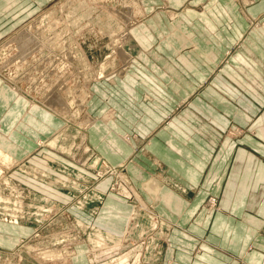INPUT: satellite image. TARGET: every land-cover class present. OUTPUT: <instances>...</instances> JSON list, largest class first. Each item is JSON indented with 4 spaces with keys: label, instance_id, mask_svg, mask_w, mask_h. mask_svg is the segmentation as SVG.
Returning a JSON list of instances; mask_svg holds the SVG:
<instances>
[{
    "label": "rangeland",
    "instance_id": "374dc122",
    "mask_svg": "<svg viewBox=\"0 0 264 264\" xmlns=\"http://www.w3.org/2000/svg\"><path fill=\"white\" fill-rule=\"evenodd\" d=\"M210 1L10 0L0 12V83L13 101H27L21 104L27 106L19 117L22 131L0 137V150L9 154L4 160L0 153V264H162L177 224L127 172L150 138L133 124L132 133H121L134 147L132 157L112 164L87 131L102 121L126 127V109L136 118L148 109L162 126L187 116L181 91L172 109L146 80L170 88L171 77L160 73L172 65L186 83L180 55L197 45H177L171 36L179 29L172 23L185 19L180 13L188 6L202 9ZM10 19L11 28L2 30ZM6 101H0V122ZM32 111L37 123L27 135L25 118ZM206 206L217 209L216 199Z\"/></svg>",
    "mask_w": 264,
    "mask_h": 264
},
{
    "label": "crops",
    "instance_id": "0c3cea01",
    "mask_svg": "<svg viewBox=\"0 0 264 264\" xmlns=\"http://www.w3.org/2000/svg\"><path fill=\"white\" fill-rule=\"evenodd\" d=\"M10 4L0 0V12ZM196 7L188 6L180 13L185 19L172 23L179 29L171 36L177 45H197L180 55L186 83L172 65L171 72L160 73L171 77L170 88L146 80L160 95L158 101L169 100L172 109L179 105L181 91L187 116L171 117L162 126L164 120L146 114L148 109L141 118L126 109V127L113 120L96 122L87 135L112 164L132 157L134 147L121 133H132L133 124L142 138H150L136 156L138 163L128 162L127 172L158 211L177 224L162 264H264V0H215ZM7 21L2 30L11 28L12 20ZM129 90L141 96L139 89ZM12 97L0 83V101L7 100L1 138L22 131L19 117L27 106L21 104L27 101ZM31 113L25 118L27 135L37 123ZM45 116H38L42 123ZM187 118L183 127L181 120ZM230 127L239 130L232 135ZM211 197L217 209L206 206Z\"/></svg>",
    "mask_w": 264,
    "mask_h": 264
},
{
    "label": "bare ground",
    "instance_id": "6f19581e",
    "mask_svg": "<svg viewBox=\"0 0 264 264\" xmlns=\"http://www.w3.org/2000/svg\"><path fill=\"white\" fill-rule=\"evenodd\" d=\"M131 15V14H130ZM161 18V17H160ZM156 20V19H155ZM161 20H162V18H161ZM159 21V20H158ZM134 22V21H133ZM144 30V29H143ZM142 36V35H141ZM178 36V35H177ZM27 40L28 41H33L34 40V37H32L31 35H28V37H27ZM2 81V80H1ZM5 84V83H4ZM10 90L12 91L13 89H11L10 88ZM12 92H14V91H12ZM15 93V92H14ZM6 134V133H5ZM124 140V139H123ZM0 153L3 155V159L4 160H7L8 159V157H9V154L7 153V152H5L4 151V153L2 152V150H0Z\"/></svg>",
    "mask_w": 264,
    "mask_h": 264
}]
</instances>
